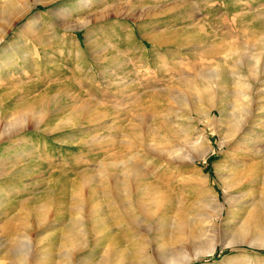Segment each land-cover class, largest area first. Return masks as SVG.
Wrapping results in <instances>:
<instances>
[{
	"label": "rangeland",
	"instance_id": "rangeland-1",
	"mask_svg": "<svg viewBox=\"0 0 264 264\" xmlns=\"http://www.w3.org/2000/svg\"><path fill=\"white\" fill-rule=\"evenodd\" d=\"M84 1L52 0L32 6L11 26L7 42L0 44V111L4 108L9 115L30 104L28 123L40 122L36 127L28 125L26 156L18 151L21 144L0 143V264H107L111 242L103 240L106 231L99 222L88 220L76 226L85 229L88 241L83 236L68 241L79 231L67 229V225L82 213L96 218L118 216L115 203L110 211L103 208L112 198L85 191V180L79 174L100 169L101 176L104 171L99 166L108 154L117 147L125 149L128 145L123 143L134 140L128 125L137 123V105L152 107L153 102L165 99L161 92L173 91V99L167 96L165 107L174 112L180 107L174 101L178 91L190 90L182 86L183 80L191 78L197 84L201 72L217 65L233 74L231 86L237 88L242 81L254 82L252 72L259 62L262 72L257 86L253 85L251 93L248 86L240 89L253 94L257 119L264 118V0H99L95 5L89 2L87 8ZM42 12L48 18L59 15H55L54 31L45 33V43L34 44L26 35L19 36L22 28L30 31L26 25ZM4 24L0 21V34ZM16 45L24 46L30 56L13 51ZM8 49L10 53L4 54ZM231 50L236 54L232 56ZM242 53L260 58L250 57V62L247 59L241 64ZM9 55L18 59V65H6ZM235 79L242 81L238 84ZM90 100L95 102L91 112L102 109L111 113L99 123H66L73 116L78 119L77 106ZM180 114L177 111L172 118ZM60 125L66 144L56 143L49 134L56 127L53 134L58 133ZM207 134L213 149L193 165L156 155L149 164L145 154L142 156L145 167L159 168L154 171L157 178L171 183L181 202L185 206L192 203V207L188 205L180 213L179 232L173 228L168 234H148L142 229L137 236L129 228L123 245L128 257L123 260L119 255V260L109 264H156L162 248L181 245L185 247L179 260L186 264H264V190L251 194L248 190L246 197L231 191L225 198L220 178L225 171L218 172L216 165L226 166L234 159L221 147L218 135L209 129ZM169 144L175 145L176 139L172 137ZM190 174L203 177L201 187H215L222 205L212 203L202 212L195 183L192 186L182 180ZM34 205L45 207L28 214ZM120 226L116 230L127 231L130 223Z\"/></svg>",
	"mask_w": 264,
	"mask_h": 264
},
{
	"label": "bare ground",
	"instance_id": "bare-ground-1",
	"mask_svg": "<svg viewBox=\"0 0 264 264\" xmlns=\"http://www.w3.org/2000/svg\"><path fill=\"white\" fill-rule=\"evenodd\" d=\"M51 1L52 0H39L31 4L26 0H0V21L1 23L2 20L5 22V24L1 26L2 33L0 34V44L6 41L11 26H13L16 21L23 18L33 8L32 6H35L38 3L48 4ZM89 2L90 4L95 5L99 0H85V8L89 6ZM55 15L56 14L49 18L48 15H44L43 12L36 15V17L26 25L30 31L27 30V28H22L23 30L19 33V36L26 35V39L32 43H45V40H43L44 36L46 37L45 33L48 32V30L54 31L56 27ZM258 44L260 43L258 42ZM12 49L15 52L22 53L23 57L29 55L28 52L24 50V46L16 45ZM262 49H264V44ZM10 50L11 49L5 50L4 54L10 53ZM230 53L232 56L236 54V52L232 50ZM4 54L2 55L5 56ZM240 56L241 58L239 59V62L241 64L242 61L244 62L247 59H249L250 62V57L251 59H255V57L258 58L255 54L252 56L251 54L242 53ZM14 57L15 56L11 55L5 62L8 67H15V65H18V59L14 60ZM258 63L255 66L253 65L255 67L252 72L254 75V82L246 83V81L242 80L238 82L235 79L233 81L238 82V84L242 81V85H238L237 88L231 86L232 80L230 79V76L232 73L229 74L226 68L217 65L208 67L207 70L205 69L201 72L200 82H197V84H193L191 78L190 80H183L181 82L182 86L189 88L190 90L187 91V89H180L178 91L179 95L176 96L177 99L174 97V101H179L180 107L174 112L172 109L168 110L165 107V101L168 99L167 96L171 98L172 94H174L173 91H168L171 93L161 92L162 96L160 97L165 99L153 102L154 106L152 107L142 106V104L137 105L136 107L139 110L138 115L135 117L137 123H131L128 125V128H130L131 131L130 135L134 140L127 143L122 142L123 144L128 145V147L125 145L126 147L123 150H118L117 147L116 150L108 154L103 165L99 166L102 168L101 170L104 171L103 173L101 172V176L98 174L100 169L97 170V172H94L92 169V171H83L79 174V176L83 175L85 180L83 185L85 191L91 192L93 190L101 197L106 199L112 198L113 202L108 203L103 208L110 211L115 203L119 206L123 214L118 210L119 208L117 209L118 216L115 218L109 217L106 214L101 218H96L94 215L92 216L90 214L82 213L81 216L71 218L67 225V229H73L74 231L78 228L76 226L83 225L88 220L99 222L101 226H103V230L106 231L103 240L111 242L108 257H106L107 260L105 259V263L107 264H109L111 260L115 261L119 255L122 256L121 258H123V260H125V257H128L123 245H125V237L130 233L128 230L129 228L133 227L137 236L141 235L140 233H142V229L143 231L147 230L148 234H168L173 228L179 232L183 223V217L180 213L182 214V210L188 205L191 206L192 203H188L187 206H185L180 200L181 197L179 198L180 195L176 194L174 189L171 188V183H166L161 180V178H157L154 172L157 167L154 168L155 170H151L145 167L144 162L140 161V159L145 154L146 158L150 161L147 163L151 164L153 162L152 156L156 155L158 157L164 156L167 160L172 162L193 165L198 159H205L209 151L213 149V145L207 134L208 129L211 130L213 135L219 136L221 147L227 148L226 152H228V156L231 155V159H234L232 164L229 163L226 166L221 164L216 165L218 172L225 171V173L220 175L226 193L225 198H228L227 196L231 191L238 192L240 193L239 195L242 194V197H246V192L249 193L248 190L250 191V194L252 191H255V193L257 191H263L264 118L257 119L258 116H256L255 110H253L252 107V105H254L253 94H250L262 72L261 64L259 63L258 65ZM250 65L252 67V63H250ZM194 68L198 69L197 65ZM203 68L199 70L202 71ZM229 69L230 68H228V70ZM243 76L240 75V77ZM241 86H248L251 88L250 93H247V90L240 89ZM159 90L162 91L161 89ZM171 99H173V97ZM256 100L261 101V99ZM94 103V100L82 102V104L78 105L76 108L77 112H79L78 114L81 116H79L78 119L76 116L68 118L66 123H70L71 126L74 124L78 125L79 123V126L81 124L84 126L85 123H99L111 113L110 111L100 109L99 111L93 110L94 114L93 111L91 112ZM94 107L96 106L94 105ZM256 107L254 108L256 109ZM261 108L262 107L260 106V109ZM3 109L0 111V143L13 142L14 145L21 144L18 151L22 157L26 156L27 154L24 151L30 149L29 142L27 141V133L29 132L27 130L28 125L31 124V126H35L40 122L34 124L31 122L28 123V116L32 115L31 112L33 109L30 104H24L20 108L12 110L13 112L9 115L6 114V111ZM177 111L181 112V114L172 118V115ZM261 111H263V109ZM258 113L259 112H257V114ZM262 113L260 112L259 114ZM199 124L208 129L201 128ZM60 126L61 127L58 129L60 131H58V133L56 132V134H53L57 129L56 127L55 131H51L49 134L53 135V139L56 143L57 141H61L62 144H66V139L63 138L65 132H61L64 127L62 125ZM172 137L176 139L175 145L169 144V140ZM24 144H27L26 148ZM58 145H60L59 142ZM193 151L194 153L196 152V155L190 156ZM2 174L3 173L0 171V176ZM180 175L183 177V173ZM202 178L203 177H198L195 174H190L184 176L182 180L184 182H189L192 186H194L195 183V188L198 194L196 202L199 204L198 206L201 208V211L205 213L210 204L214 203L219 206L220 203L222 205V201L215 187L208 189L200 186L199 180L203 181ZM196 180L198 182H196ZM206 181L208 182L207 179ZM204 182L205 180L203 183ZM93 184L96 186H92ZM48 191L43 192V196H45ZM38 206H31L27 211L28 214L41 212V207H45L44 205ZM185 212H188V210ZM126 218L127 220L125 221ZM144 220L148 221L147 224L143 223ZM127 223H130V227H127L126 229L127 231L116 230V227H118L119 224H121L119 227L121 228L123 225H127ZM114 225L115 227H113ZM84 230L83 228L82 230L78 228L77 233L78 231L79 233L67 240L70 242H76L79 239H83L81 237L83 236L85 240L88 241L86 235L83 234V232H85ZM262 236L264 238V234H262ZM184 247L185 245H181L179 248H162L159 260L155 263L186 264V261L182 262L179 260V256L182 254Z\"/></svg>",
	"mask_w": 264,
	"mask_h": 264
}]
</instances>
